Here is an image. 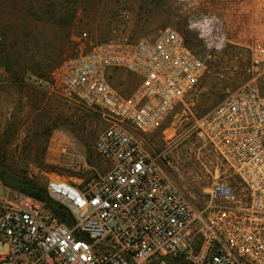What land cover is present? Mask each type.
Listing matches in <instances>:
<instances>
[{
	"label": "built area",
	"instance_id": "2783aa9c",
	"mask_svg": "<svg viewBox=\"0 0 264 264\" xmlns=\"http://www.w3.org/2000/svg\"><path fill=\"white\" fill-rule=\"evenodd\" d=\"M207 1L187 4L188 29L205 56L171 27L152 40L76 38L53 86L107 116L111 126L94 145L100 166L80 184L47 182L61 212L0 182V264H264V46L253 55L261 67L253 79L194 122L225 165L201 205L172 177L176 141L154 155L130 132L162 129L202 82L208 60L231 45L219 17L199 10ZM112 70L141 83L124 95Z\"/></svg>",
	"mask_w": 264,
	"mask_h": 264
},
{
	"label": "rangeland",
	"instance_id": "374dc122",
	"mask_svg": "<svg viewBox=\"0 0 264 264\" xmlns=\"http://www.w3.org/2000/svg\"><path fill=\"white\" fill-rule=\"evenodd\" d=\"M112 1L0 0L1 180L21 188H45L50 179L80 184L100 166L94 145L111 126L107 116L80 99L60 96L53 86V73L74 51L76 38L87 34L96 42L152 40L171 27L205 56L202 42L187 26L190 11L185 5L191 0H136L134 13L130 6L114 10ZM214 56L202 82L162 129L145 133L130 128L150 154L176 141L171 157L177 171L172 177L195 206L202 204L225 165L195 132L194 122L261 68L246 48L229 45ZM111 72L113 85L124 95L141 83L131 74L135 82L122 86L116 70ZM259 82L264 94V76ZM61 137L65 143L57 148L54 140Z\"/></svg>",
	"mask_w": 264,
	"mask_h": 264
},
{
	"label": "crops",
	"instance_id": "0c3cea01",
	"mask_svg": "<svg viewBox=\"0 0 264 264\" xmlns=\"http://www.w3.org/2000/svg\"><path fill=\"white\" fill-rule=\"evenodd\" d=\"M190 2L193 1H188L187 4ZM135 4L136 0L110 2L114 10L130 6L131 13L135 12ZM186 5L185 8H188ZM199 10L203 13H214L219 17L220 21L225 24L226 37L232 46L249 49L253 55L258 48L264 46V0H209L201 3ZM116 72L122 86L135 82L133 74L132 76L125 70ZM111 74L115 75L112 72ZM54 141H57V148L65 143L62 137Z\"/></svg>",
	"mask_w": 264,
	"mask_h": 264
},
{
	"label": "trees",
	"instance_id": "16d2710c",
	"mask_svg": "<svg viewBox=\"0 0 264 264\" xmlns=\"http://www.w3.org/2000/svg\"><path fill=\"white\" fill-rule=\"evenodd\" d=\"M1 180V179H0ZM3 185L7 188H10L12 190L19 191L21 193H24L26 195H29L35 199H38L44 203H46L48 206H50L52 209H54L57 212H61V209L57 207L55 202L51 200L49 197L46 187L45 188H37L35 185H30V187H20L17 183L13 184L10 181L4 179L1 180Z\"/></svg>",
	"mask_w": 264,
	"mask_h": 264
},
{
	"label": "water",
	"instance_id": "95a60500",
	"mask_svg": "<svg viewBox=\"0 0 264 264\" xmlns=\"http://www.w3.org/2000/svg\"><path fill=\"white\" fill-rule=\"evenodd\" d=\"M67 223H68L69 226H72L73 220H72L71 215H68V217H67Z\"/></svg>",
	"mask_w": 264,
	"mask_h": 264
}]
</instances>
